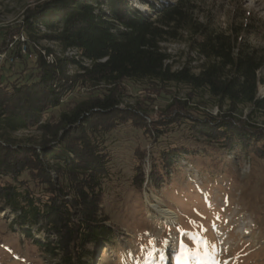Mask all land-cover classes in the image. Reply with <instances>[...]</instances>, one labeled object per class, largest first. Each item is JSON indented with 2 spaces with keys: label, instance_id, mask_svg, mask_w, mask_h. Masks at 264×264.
Returning <instances> with one entry per match:
<instances>
[{
  "label": "trees",
  "instance_id": "1",
  "mask_svg": "<svg viewBox=\"0 0 264 264\" xmlns=\"http://www.w3.org/2000/svg\"><path fill=\"white\" fill-rule=\"evenodd\" d=\"M140 1L148 12L130 0H32L12 31L0 28V46L22 34L27 49L21 54L16 44L13 64L1 66L9 73L0 77V213L54 264H85L87 246L114 239L101 205L111 156L104 137L118 127L153 139L185 129L195 142L221 151L238 145L264 162V52L241 38L248 29L199 21L195 0ZM184 37L201 61L197 73L188 65L173 70L162 47ZM127 83L155 97L173 87L185 96L171 95L154 119L141 102L122 106ZM75 94L82 96L51 115ZM20 130L39 137L12 136ZM180 153L189 152L168 146L152 155L147 177L139 164L138 188L148 180L158 189Z\"/></svg>",
  "mask_w": 264,
  "mask_h": 264
},
{
  "label": "rangeland",
  "instance_id": "2",
  "mask_svg": "<svg viewBox=\"0 0 264 264\" xmlns=\"http://www.w3.org/2000/svg\"><path fill=\"white\" fill-rule=\"evenodd\" d=\"M30 2L0 0V28L5 27L6 34L12 31ZM194 3L199 21L223 31L245 26L248 31L241 38L264 52V0H195ZM130 6L143 13L149 10L140 0H130ZM38 45L54 48L45 40ZM162 47L171 57L173 70L188 65L198 72L201 61L186 37L166 42ZM0 68L4 80L9 69ZM259 75L264 78V67ZM126 87L122 106L141 102L154 119L169 103L171 95L181 99L185 96L182 88L173 87L169 93L155 97L144 91V84L127 83ZM258 94L264 95V84L259 86ZM80 95H69L51 115L57 117L67 102L79 100ZM209 110L213 114L217 112L215 107ZM12 136L38 138L39 133L20 130ZM104 139L111 156L109 174L102 185L101 208L108 217L107 224L113 227L114 239L87 246L91 254L83 259L85 264H183L185 259L188 264H264V162L260 158L246 154L238 145L231 151L215 150L202 141H193L185 129L153 139L139 129L124 125L106 134ZM168 146H182L189 153H180L172 161L174 167L158 189L149 186L148 180L139 189L134 182L135 168L141 164L147 177L152 155ZM153 205L172 212L175 217L169 221L162 219ZM11 219L10 214L0 213V264H54L37 245L14 229ZM32 229L35 238L43 237L44 232L37 234L36 228ZM165 240H175L174 252L165 245ZM181 243L185 245L184 256H181ZM178 256H181L179 262Z\"/></svg>",
  "mask_w": 264,
  "mask_h": 264
},
{
  "label": "built area",
  "instance_id": "3",
  "mask_svg": "<svg viewBox=\"0 0 264 264\" xmlns=\"http://www.w3.org/2000/svg\"><path fill=\"white\" fill-rule=\"evenodd\" d=\"M19 45V51L21 54H26L27 49L25 45V38L22 34L13 36L10 40L6 41V45L0 46V67L2 64H13L15 61L14 55H12L11 50L14 49L15 45ZM68 55L73 56L76 60L78 59V55L74 50H68ZM48 60H51V55L47 57Z\"/></svg>",
  "mask_w": 264,
  "mask_h": 264
},
{
  "label": "bare ground",
  "instance_id": "4",
  "mask_svg": "<svg viewBox=\"0 0 264 264\" xmlns=\"http://www.w3.org/2000/svg\"><path fill=\"white\" fill-rule=\"evenodd\" d=\"M152 208L154 211L164 220L169 221L170 219H173L175 216L172 214V212L161 208L158 205H153Z\"/></svg>",
  "mask_w": 264,
  "mask_h": 264
},
{
  "label": "snow or ice",
  "instance_id": "5",
  "mask_svg": "<svg viewBox=\"0 0 264 264\" xmlns=\"http://www.w3.org/2000/svg\"><path fill=\"white\" fill-rule=\"evenodd\" d=\"M164 243L165 245H169L173 252L175 251V243H176L175 240H172L171 242L169 240H165ZM203 243L207 245V241H204ZM180 248H181V256H184L185 255V245L181 243ZM181 256L177 257L178 262L181 260ZM183 264H188L186 259L183 261ZM217 264H219V262H217Z\"/></svg>",
  "mask_w": 264,
  "mask_h": 264
},
{
  "label": "water",
  "instance_id": "6",
  "mask_svg": "<svg viewBox=\"0 0 264 264\" xmlns=\"http://www.w3.org/2000/svg\"><path fill=\"white\" fill-rule=\"evenodd\" d=\"M261 97H264V95H262Z\"/></svg>",
  "mask_w": 264,
  "mask_h": 264
}]
</instances>
